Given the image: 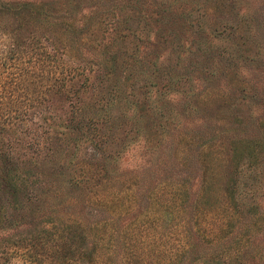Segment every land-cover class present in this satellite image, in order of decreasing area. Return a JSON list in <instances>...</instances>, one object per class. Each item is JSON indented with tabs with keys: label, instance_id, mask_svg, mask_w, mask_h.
<instances>
[{
	"label": "rangeland",
	"instance_id": "rangeland-1",
	"mask_svg": "<svg viewBox=\"0 0 264 264\" xmlns=\"http://www.w3.org/2000/svg\"><path fill=\"white\" fill-rule=\"evenodd\" d=\"M20 1L0 13V84L27 121L0 136V263L264 264V0ZM52 48L89 81L38 116ZM240 146L263 149L234 175Z\"/></svg>",
	"mask_w": 264,
	"mask_h": 264
},
{
	"label": "trees",
	"instance_id": "trees-1",
	"mask_svg": "<svg viewBox=\"0 0 264 264\" xmlns=\"http://www.w3.org/2000/svg\"><path fill=\"white\" fill-rule=\"evenodd\" d=\"M30 6L22 2L20 0H12L11 2H0V13L3 14H21L23 11H29ZM64 55L62 53H59L58 50H55V48H52V51L47 53L45 50L44 51H39L37 53L36 58L34 59V63L36 64V67L39 71L38 73V80L41 82V80L44 79H50L52 81L51 85L45 86L44 84L40 85L38 87V91H33L32 93L35 94L33 96V99L30 98V100L33 102L35 100V104L37 106V115H41L43 109V98L44 95L49 93L53 98L57 99H70L71 96H75L76 93H80L82 89L85 88L86 86V81L88 77L83 75V69L81 68L79 71L74 72L75 68L72 70L70 69L69 65L65 64L64 62ZM110 61V60H109ZM105 65L110 68L111 65L108 64L107 60L104 61ZM66 65V66H65ZM43 67H48L49 69V76L45 77L42 76V70ZM79 69V67H78ZM110 71V70H109ZM56 83V85H54ZM4 84V83H3ZM3 84H0V102L4 101V99H7L6 102H1L0 104L7 103L9 106L5 111L7 112L6 115H1L0 116V136L4 133L6 126H12L15 124V122H18L17 124L19 126H22V124L27 123V121L22 118V117H12L10 115L11 109H12V104L10 99H13L14 96V90L11 88H6L3 86ZM41 84V83H40ZM42 86V87H41ZM24 89V88H23ZM38 94V95H36ZM75 105L69 106V116L74 115L77 118V122H74V119L67 118V121L65 123L66 126H68V123H72L76 125L77 127H80L84 129V131L87 134H91L88 138L91 139L92 137H97L96 132L98 131L97 125L98 120L97 117L94 115L93 117H77V113L82 111L80 108H74ZM13 110V109H12ZM83 113V112H82ZM20 115V114H19ZM41 120L44 121L43 118H40ZM43 123V122H42ZM32 130V131H31ZM21 132V131H20ZM25 133H33V129H30V125L27 126V130H23V134ZM7 140V138H5ZM8 141V140H7ZM3 144V143H2ZM4 145V144H3ZM1 147V145H0ZM241 147V149H239ZM240 147H231V158L229 159L230 166L232 167V174L237 175L239 171L237 170V167L240 161H245L246 163L250 162H255L258 157V153L262 151L263 148L261 146H258L256 148H248L245 146V148L242 146ZM85 180V179H84ZM82 179H72V182L74 185H78L84 181ZM236 178H232L229 183L226 186H223V197H224V205H225V210L227 212V222L231 223L232 221L235 222L237 220V217L239 219L240 215V209L237 208L236 203H235V197H233V189L232 186L235 184ZM85 182V181H84ZM228 186V187H227ZM11 191H15L13 187H11ZM237 224V223H235ZM2 258V257H1ZM90 261H94L92 256L89 257ZM215 260L211 259L212 264H230L229 263V255H225L224 251H219V253L215 256ZM209 263V264H211ZM2 264V263H0ZM201 264H205V261L203 260ZM236 264V263H235ZM237 264H245V263H237Z\"/></svg>",
	"mask_w": 264,
	"mask_h": 264
}]
</instances>
